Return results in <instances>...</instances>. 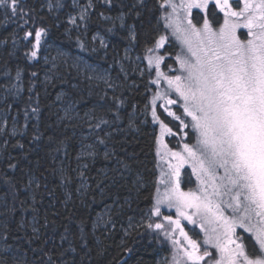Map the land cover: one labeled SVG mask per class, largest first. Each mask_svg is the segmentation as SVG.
<instances>
[{"label": "snow or ice", "instance_id": "snow-or-ice-1", "mask_svg": "<svg viewBox=\"0 0 264 264\" xmlns=\"http://www.w3.org/2000/svg\"><path fill=\"white\" fill-rule=\"evenodd\" d=\"M157 4V11L163 12L145 31L146 0H130L128 5L121 0L122 11L115 16L106 14L116 6L114 0H71L70 5L65 0H0L5 20L15 25L0 45L11 39L10 57L19 52L17 59L26 61L25 67L37 68L41 62L47 66L43 80L39 71L30 73L27 88L20 65L15 76L8 69L2 73L0 165L6 170L0 168L4 189L0 264H84L101 243L96 233L115 230L116 222L111 215L107 219L78 215L76 202L83 203L94 192L93 184L103 195L107 180L124 181L130 193L139 194L148 181L140 171L142 153L132 146L139 142L142 125L149 123L159 129L155 135L153 128V147L167 167L158 180L164 191L156 189L155 203L140 222L128 218L123 236L135 234L148 245L170 242L174 254L158 264H264V0H157ZM193 9L203 15L193 16ZM93 16L110 26H99L89 40V26L97 23ZM61 26L69 39L75 34L82 51H102L105 56L109 38L119 34L117 26L124 30L120 39L128 47L117 62L116 78L107 71L69 64L63 53L50 57L49 37ZM170 36L180 42L179 51ZM134 48L143 54L133 60L128 53ZM62 65L66 71L76 69L77 83L65 80ZM81 76L87 96L94 98L83 115L78 105L84 97L73 95ZM57 80L69 83L73 91L61 89L54 100L44 102L42 92L46 96L48 86L55 87ZM25 91L24 106L13 115L15 102ZM137 95L140 102H135ZM45 112L51 123L43 119ZM84 126L77 140L76 129ZM120 133L124 139L117 150ZM166 136L179 137L175 142H182V150L168 148ZM73 143L78 147L71 153ZM9 147L20 150L18 155L12 156ZM32 153L37 158L25 171L21 159L32 163ZM100 159L115 160L116 167L112 176L102 172L97 181L89 172ZM185 165L199 182L195 190L181 189ZM16 171L19 179L10 174ZM45 197L48 208L42 210ZM164 205L175 209V218L161 211ZM182 221L198 227L202 239L194 229L186 231Z\"/></svg>", "mask_w": 264, "mask_h": 264}, {"label": "trees", "instance_id": "trees-1", "mask_svg": "<svg viewBox=\"0 0 264 264\" xmlns=\"http://www.w3.org/2000/svg\"><path fill=\"white\" fill-rule=\"evenodd\" d=\"M35 2V0H33ZM67 4H71V0H65ZM115 7L108 9L106 14L115 16L122 8L120 7L121 0H114ZM124 5H128L130 0H122ZM147 9H142L144 26L143 30H149L152 25L156 24L157 18L161 15L162 10L157 11L158 4L157 0H147ZM70 10V9H69ZM101 11H104V7L101 5ZM46 11V9H45ZM63 11V10H62ZM196 15V12L193 16ZM61 19H65L62 15ZM93 20L97 21V23L91 24L89 27L91 29L87 39H91V34L97 30L99 26L107 27L110 26L106 24L104 21L99 20L97 16H93ZM131 22V21H129ZM138 27L139 21H137ZM15 25L10 21L5 20L4 18V10L0 9V40L8 38L10 34L13 32ZM119 34L116 36H112L109 38V48L107 50V55L105 56L102 51L99 53H91L90 51H82L76 44L75 34L72 35L71 39L65 35L64 27L61 26L58 29H52L51 36L49 37V44L51 46H55L57 48H61L67 52H79L84 54L86 57L90 59L91 62L101 65L102 67H114V73L116 75V66L118 62V58L122 56L125 52V49L128 47V42L126 40L120 39V36L124 35V30L115 29ZM22 34V33H21ZM141 48L143 47V37L141 38ZM174 45V43L172 42ZM169 47V50L172 51L173 48L171 45H166ZM175 46V45H174ZM10 51H14L12 49L11 39H9L7 45H0V82H2L5 77L2 73L8 69L12 71V75L15 76V68L17 65H20L24 68L23 73V87L27 88L28 81L31 79L30 73L32 71H39L40 79L43 80L44 71L46 70V65H41L37 68H33L31 66L25 67L26 61L17 59V56L21 55V53L17 52L14 56H9L8 53ZM134 52L138 55H142L140 49L134 48ZM146 63V61H145ZM61 73L64 75L66 81H70L71 83H77L76 73L72 69H60ZM136 78V77H133ZM80 79V78H79ZM61 89L65 91H73L70 89L69 83L61 84L59 80H57L55 87L48 86V94L45 96L42 92V98L44 102L50 103L55 99V95ZM83 95L84 101L81 102L83 106L86 108L92 107L94 103V98L89 100L86 99V87L85 83H83L80 79L79 87L73 91V95ZM0 95H3L0 92ZM28 93L25 91L21 94V99L15 102V107L12 112L15 115L16 110L22 109L24 106V101L27 100ZM141 96H135V102L141 101ZM142 107V103L140 105ZM85 109V110H88ZM85 110L82 109L84 112ZM21 121L23 119V113L21 112ZM43 119L46 123H51L48 119L47 112H45ZM150 119V117H149ZM156 128L155 125L149 123L146 125H142V132L139 136V142L134 143L132 147L135 148L136 151L141 152L140 159L143 161L140 171L146 177L148 183L145 187H143L139 194L135 191L129 192L128 188L124 186V181H120L118 179L117 183H112L111 180L105 181L102 185L103 195H101L100 190L95 189V184H93L94 192L90 194L83 203H80L78 200L75 205V209L78 215L88 216L90 219H96L102 213H106V219L109 215L112 216V219L116 222L115 230L109 229L108 232H104L103 229L96 233V239L100 241L96 247H94L90 256L84 259V264H158L161 255L167 254L166 247L161 246L160 244L153 241L151 245H148L147 239H141L139 236L133 234L132 237H124L122 232V226H126L128 223V218L132 217L134 222H140L142 217L152 208L155 192H156V182H157V157L155 155V149L153 147V128ZM63 129H57V134H61ZM72 130L69 129V132ZM79 128L76 129V139L79 140ZM124 134L120 133L116 136V146L117 150H119L120 144L123 143ZM3 140V137H0V141ZM13 142H15L13 140ZM22 142L25 143L26 148L29 147L27 138H23ZM171 144L173 141L169 140ZM77 144L73 143L72 148L70 149L71 153H74ZM130 151L132 148L129 149ZM8 151L12 156H17L19 151L18 149H13L9 147ZM36 153H32L29 159L32 163H29L28 160L21 159L20 167L27 171L28 168L34 165L35 159L37 158ZM39 155H42L40 153ZM74 165V159H73ZM115 160L112 161H104L103 159L97 160L91 166V170L89 172L90 177L96 178V180L102 179V172H108L109 176H112L113 173L111 169L115 168ZM0 168L6 170V165H0ZM187 173V175H186ZM188 171H185L183 175L187 179ZM11 175L20 178V172H12ZM184 181L185 179L182 178ZM187 181V180H186ZM182 186L183 188L190 187L188 183ZM183 182V183H184ZM94 196V199H93ZM4 200V189L3 186L0 185V211H2V202ZM118 201V202H117ZM59 207V206H58ZM42 210L48 208V198L45 197L44 204L41 205ZM63 210V209H61ZM51 215V211H49ZM20 215L17 214L15 219L18 220ZM2 219V218H0ZM13 227L15 226L14 221H12ZM143 231V229H141ZM22 235V234H18ZM122 239L124 240V244L121 243ZM126 245V247H125ZM132 249L131 252H128L127 249ZM83 256V253H81ZM79 259V258H78Z\"/></svg>", "mask_w": 264, "mask_h": 264}, {"label": "rangeland", "instance_id": "rangeland-1", "mask_svg": "<svg viewBox=\"0 0 264 264\" xmlns=\"http://www.w3.org/2000/svg\"><path fill=\"white\" fill-rule=\"evenodd\" d=\"M146 1H147V0H146ZM175 2L179 3V0H175ZM161 10H162V12H163V9H161ZM169 11H170V9H169ZM217 11H218V9H217ZM162 12H161V13H162ZM195 12H196V13H197V12H200V14L203 15V12H201L200 10L193 9V14H194ZM220 14H221V17H222L223 14H222V13H220ZM181 15H182V13H181ZM193 22L195 23L196 21L194 20ZM221 22H222V20H221ZM162 25H163V21H161V26H162ZM240 31H246V30H238V34H239ZM169 32H170V30H165V34H168ZM170 39L172 40V42H173L174 45H175V49H174V50H175V51H179V50H180V47H181L180 42L177 41V40H175V37H171V36H170ZM90 52H91V51H90ZM61 53H63V54L65 55V58L68 59V63H69V64H72L73 62H76V63H79L82 67H83V66H90V68H96V69H97L98 71H100L101 73L107 71V72L109 73V75H110L112 78H114V79L116 78L117 74L119 73V67H120V65H119L118 63H117V66H116V75H115V73H114V67H102V66L99 65V64H96V63L91 62L90 59H89L88 57H86V56H85L84 54H82V53H79V52H67V51H65V50H63V49H61V48H57V47H55V46H51V47L48 49V51H47V54H48L50 57H59ZM91 53H92V52H91ZM97 53H99V52H97ZM97 53H95V54H97ZM128 54H129L130 56H132L133 60L135 59L136 55H138L136 52H134V49H129V53H128ZM124 55H125V52H124V54H123L122 56H120V57L118 58V61H119ZM137 63H139V62H137ZM173 66L176 67V68L179 67V65H178V64H175L174 62H173ZM46 67H47V66H46ZM66 67H67V66L62 65V66H61V69H64V70H65ZM162 68H163V65H162ZM70 69H72V70L76 73V69H75V68H70ZM80 79H81V81H82L83 83L86 84V81L83 80V77H82V76L80 77ZM165 88H166V85H164L163 82H162V83H161V89L163 90V89H165ZM86 99L89 100V99H91V98H89L88 96H86ZM158 103H159V102H158ZM78 108L81 110V115H83V111H82V109H83V110L88 109V108H86L85 106H83L81 103L78 105ZM85 111H87V110H85ZM85 130H86V126H84V128H79V131H78V132L81 134V132H82V131H85ZM80 134H78L79 137H80ZM155 135H159V129H158L157 126H156V132H155ZM176 139H180V138L177 137V138L174 139V138H171V137H167V136H166V137L164 138V142L168 145V148H170V149H172V150H174V151H176V150H182V142H181V145H177L176 142H175ZM169 140H170V141L172 140V141H173V144H171V143L169 142ZM161 151L163 152L164 150L161 149ZM156 157H157V182H156V189L159 188V189H160V193H163V191H164V185L159 184L158 180H159V177H160V173H161V171H162V170L167 171V167H166V165L164 164V162L161 161V159H160L159 156L156 155ZM185 171H188V172H189V173H188V178H190V180H191L190 183L187 182L189 179H187V178L185 177V175H183ZM182 178L185 179L184 181L187 180L186 183H188V184L191 185V186H190V187H187V188H183L182 184L184 185L185 182L182 180ZM183 182H184V183H183ZM198 183H199V182L196 180L195 175L191 174V167H190L189 165H185V166L181 169V189H182L183 191L195 190V189H196V186H197ZM156 195H157V192H155V196H156ZM154 203H155V199H154V201H153V204H154ZM161 211H162L163 213H165V214H171V215H173V218H175V209H174V208L169 209V208H167L166 205H164V206H161ZM100 216H103V217L106 219V213H102ZM153 219H156V218L153 217ZM140 221H141V220H140ZM182 223H184V224L186 225V231L189 230V229H194V231H195L196 233H199V236H200V238L202 239V237H203V233L200 232V229H199L198 227H196V226H194V225H187V222H186V221H182ZM189 235H190V236H193L194 239H197V237H196L195 235H193V232H192V231H189ZM161 239H163L162 236H161ZM160 245H161V244H160ZM161 246L166 247V250H167L168 252H167V254L164 253L165 255H163V256L161 255L159 261H161L163 257H168L169 259H171V256L174 254V251H175V250L172 248L171 243H170V242H167V243H165V244H163V245H161Z\"/></svg>", "mask_w": 264, "mask_h": 264}, {"label": "flooded vegetation", "instance_id": "flooded-vegetation-1", "mask_svg": "<svg viewBox=\"0 0 264 264\" xmlns=\"http://www.w3.org/2000/svg\"><path fill=\"white\" fill-rule=\"evenodd\" d=\"M220 16H221V14H220ZM237 231L240 232L241 230L240 229H237Z\"/></svg>", "mask_w": 264, "mask_h": 264}]
</instances>
